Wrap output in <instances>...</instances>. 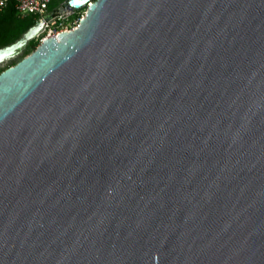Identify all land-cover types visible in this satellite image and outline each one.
<instances>
[{"label": "water", "instance_id": "obj_1", "mask_svg": "<svg viewBox=\"0 0 264 264\" xmlns=\"http://www.w3.org/2000/svg\"><path fill=\"white\" fill-rule=\"evenodd\" d=\"M0 264H264V0H96L0 72Z\"/></svg>", "mask_w": 264, "mask_h": 264}, {"label": "built area", "instance_id": "obj_2", "mask_svg": "<svg viewBox=\"0 0 264 264\" xmlns=\"http://www.w3.org/2000/svg\"><path fill=\"white\" fill-rule=\"evenodd\" d=\"M95 1L87 0L82 6L74 8L70 4L71 0H60L57 3L53 0H0V13L13 2L17 16L36 17L35 25L39 24V28L34 39L40 42L49 37H56L62 31L75 29ZM52 3L54 6L51 8ZM5 60L0 63H4Z\"/></svg>", "mask_w": 264, "mask_h": 264}, {"label": "trees", "instance_id": "obj_3", "mask_svg": "<svg viewBox=\"0 0 264 264\" xmlns=\"http://www.w3.org/2000/svg\"><path fill=\"white\" fill-rule=\"evenodd\" d=\"M54 6L52 3L51 8ZM36 23V17L33 15L19 17L17 16L13 2H10L7 8L0 13V49L7 47L19 40ZM39 44V41H29L21 51L23 58L29 55Z\"/></svg>", "mask_w": 264, "mask_h": 264}, {"label": "rangeland", "instance_id": "obj_4", "mask_svg": "<svg viewBox=\"0 0 264 264\" xmlns=\"http://www.w3.org/2000/svg\"><path fill=\"white\" fill-rule=\"evenodd\" d=\"M60 0H53L54 3H57ZM33 41H39L37 39H32ZM21 59H23V54L19 53L12 58L6 59L4 63H0V72L4 71L5 69L14 66L17 64Z\"/></svg>", "mask_w": 264, "mask_h": 264}, {"label": "bare ground", "instance_id": "obj_5", "mask_svg": "<svg viewBox=\"0 0 264 264\" xmlns=\"http://www.w3.org/2000/svg\"><path fill=\"white\" fill-rule=\"evenodd\" d=\"M59 42V41H58Z\"/></svg>", "mask_w": 264, "mask_h": 264}]
</instances>
